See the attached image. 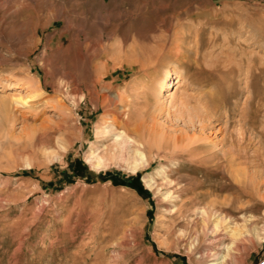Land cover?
<instances>
[{"label":"rangeland","instance_id":"374dc122","mask_svg":"<svg viewBox=\"0 0 264 264\" xmlns=\"http://www.w3.org/2000/svg\"><path fill=\"white\" fill-rule=\"evenodd\" d=\"M27 76L44 95L0 108V264H210L244 223L262 239L228 264L264 262V0H0V99L25 96ZM129 118L159 156L93 167L110 120ZM208 208L211 229L228 220L207 234Z\"/></svg>","mask_w":264,"mask_h":264},{"label":"bare ground","instance_id":"6f19581e","mask_svg":"<svg viewBox=\"0 0 264 264\" xmlns=\"http://www.w3.org/2000/svg\"><path fill=\"white\" fill-rule=\"evenodd\" d=\"M177 37V36H176ZM200 43V42H199ZM181 46V45H180ZM194 47V46H193ZM179 48V47H178ZM175 49V48H174ZM119 50V56H117V59H121V60H126V61H130L128 57H130V54L128 56V53L126 52L125 48H121L118 49ZM243 57V56H242ZM199 59V58H198ZM120 60V61H121ZM108 63V62H107ZM106 63V64H107ZM113 64V63H112ZM260 64V63H259ZM111 65V64H110ZM114 65V64H113ZM132 66V65H131ZM263 66V65H262ZM108 67V66H107ZM113 67V66H112ZM111 67V68H112ZM144 68V66H143ZM220 68V67H219ZM235 68V67H234ZM132 69V68H131ZM103 71V70H102ZM242 71V70H241ZM250 71H252L250 69ZM232 73V72H231ZM262 74V73H261ZM210 75V74H209ZM175 78H177V81L175 80ZM174 79L171 78V80L168 81V91H167V95H171V91L174 89V86L176 83L180 82L179 79V75H177ZM101 79V78H100ZM225 81V80H224ZM25 88H26V94L25 96H23L20 92H18L17 95H14L13 97H9V98H2L0 99V108L3 111H8V109H10V105L13 101L18 102L20 104H28L30 101L35 100L37 98H40L44 95L45 90L43 89V87L40 85L39 80L33 76H27L24 78L23 80ZM62 82V81H61ZM68 82V81H67ZM60 83V82H59ZM57 84V83H56ZM76 84V83H75ZM78 84V83H77ZM99 85V84H98ZM251 85V84H250ZM61 86V85H60ZM46 87V86H45ZM93 87V85H92ZM58 88V87H57ZM68 88V86H67ZM73 89V87H71ZM96 89V88H95ZM87 90V89H86ZM222 90V89H221ZM80 91V90H79ZM78 91V92H79ZM93 91V90H92ZM253 91V90H252ZM75 92V91H74ZM88 92V90H87ZM86 92V93H87ZM90 92V91H89ZM221 92V91H220ZM251 92V91H250ZM254 92V91H253ZM77 93V92H76ZM68 94V93H67ZM72 95V94H71ZM103 96V94H102ZM101 96V97H102ZM221 96V95H220ZM99 97V96H97ZM84 98V97H83ZM113 98L115 99H124V96L122 94H117L116 96H114ZM126 98V97H125ZM211 99H209V101H207V105H205V109L202 107L200 110L198 109V113L196 115V117H198L199 120H201L202 122L206 121L205 119L210 120V118H212L213 114L216 112V107L218 106L217 101H219L216 97H210ZM252 98V97H251ZM250 99V98H249ZM259 99V98H258ZM102 100V99H101ZM100 100V101H101ZM111 100V99H110ZM70 101V100H69ZM75 101V100H74ZM73 101V102H74ZM99 101V102H100ZM104 101V100H103ZM78 102V101H77ZM77 102H76V106H77ZM249 102V100H248ZM247 102V103H248ZM101 103V102H100ZM116 103V102H115ZM109 104V103H108ZM184 104V103H183ZM200 104V103H199ZM198 106V104H196ZM247 105V104H246ZM186 106V104H185ZM221 106V105H220ZM235 106V105H234ZM259 106V105H258ZM263 106V105H261ZM260 106V108H261ZM245 107V106H244ZM255 107V106H254ZM75 108V105H74ZM246 108V107H245ZM258 108V107H257ZM219 109V108H218ZM230 109V108H229ZM249 109V108H248ZM256 109V108H255ZM254 109V110H255ZM106 110V109H105ZM110 110V108H109ZM244 110V109H243ZM247 110V109H246ZM72 111V110H71ZM195 111V110H194ZM197 111V110H196ZM245 111V110H244ZM107 112V111H106ZM189 112V111H188ZM229 112V111H228ZM129 114V113H128ZM131 114V113H130ZM127 115V114H126ZM125 115V116H126ZM180 115V114H179ZM186 115V114H185ZM189 115V114H188ZM112 116V115H111ZM187 116V115H186ZM109 117V116H108ZM110 118V117H109ZM143 118V117H142ZM249 118V117H248ZM119 119V118H118ZM108 121V120H107ZM119 121V120H118ZM196 121V120H194ZM201 122V123H202ZM250 122V121H249ZM252 122V121H251ZM243 123V122H242ZM247 123V122H246ZM245 123V124H246ZM241 124V123H240ZM244 124V125H245ZM252 124V123H251ZM257 125V124H256ZM206 124H202V127H205ZM43 127V126H42ZM99 127V126H98ZM141 127V126H140ZM136 123L131 121V118H129L128 120H124L123 122H117L116 120H110L109 122V129H107V134L104 135L105 137L109 138L108 140H111V143L109 145H104L103 147V154L100 153H96L95 150H91L90 153L87 156V159L89 160V162L92 164L93 167L95 168H101V167H106L108 166V164L111 163H125L132 171H137L139 170L140 167L142 166H146V165H150L151 164V160L153 159V157L155 156H159V153H155L154 148H156V145L158 144L156 141H158L157 139H152L150 135H148V139L144 140V135H143V130L141 131L140 128ZM46 128V126H45ZM145 129V127H142ZM245 128V127H244ZM99 129V128H98ZM153 130L155 128H152ZM257 129V128H256ZM255 129V130H256ZM44 130V129H43ZM101 130V129H100ZM146 130V129H145ZM245 130V129H244ZM247 130V129H246ZM261 131V130H260ZM36 132V131H35ZM106 132V131H104ZM155 132V131H154ZM258 132V131H257ZM42 133V132H41ZM151 133V132H150ZM162 134H166V133H162ZM74 135V134H73ZM143 135V136H142ZM146 135V137H147ZM156 135V132H155ZM159 136H161L158 133ZM157 135V136H158ZM168 135V134H167ZM191 135V134H190ZM150 136V137H149ZM158 136V138H159ZM166 136V135H165ZM171 137V136H170ZM173 137V136H172ZM179 137V136H178ZM176 136V138H178ZM42 138V136H41ZM47 138V137H46ZM167 139V137H166ZM46 140V139H45ZM168 140V139H167ZM252 140V139H251ZM170 141V139L168 140ZM264 141V140H263ZM42 142V141H41ZM49 142V141H46ZM159 142V141H158ZM167 142V141H166ZM38 143V142H37ZM69 143V141H68ZM73 143V142H72ZM157 143V144H156ZM167 144V143H166ZM171 144V143H170ZM37 145V144H36ZM39 145V144H38ZM71 147V146H70ZM41 148V147H40ZM39 148V150H40ZM99 148V147H98ZM97 148V150H99ZM249 148V147H248ZM263 148V147H261ZM93 149V148H92ZM96 149V148H95ZM102 150V149H101ZM235 150V149H234ZM229 151V150H228ZM227 151V152H228ZM231 151V150H230ZM247 151V150H246ZM260 151V150H258ZM263 151V150H262ZM98 152V151H97ZM230 153V152H229ZM235 153V152H233ZM246 153V154H245ZM244 155L243 152L241 150H239L237 153H235L236 155L232 154L230 155V168L231 170L233 169L236 172H241L243 170V168L241 167L242 165L247 166L248 163H250L249 161H251V155L249 154V152H245ZM254 160H259L258 156L256 154V152H254ZM258 153V152H257ZM253 156V155H252ZM161 157H165V155H162ZM160 157V159H161ZM219 158V157H218ZM252 160V161H254ZM256 163V162H255ZM112 164V165H113ZM117 165V164H116ZM124 165V164H123ZM229 165V164H228ZM122 166V164H121ZM153 166V165H152ZM244 166V167H245ZM144 168V167H143ZM228 168V167H227ZM159 170V169H158ZM232 170V171H233ZM230 171V170H229ZM162 173H167L165 170L161 171ZM234 172V173H236ZM243 172V171H242ZM161 173V174H162ZM237 174V173H236ZM165 175V174H164ZM152 176V174H151ZM159 176V175H158ZM157 177V175L155 176ZM166 177V176H165ZM166 179V178H164ZM169 179V178H168ZM174 180V179H173ZM176 180V179H175ZM174 180V181H175ZM148 182V184L150 186H152V182L154 181V178L151 177L148 180H146ZM161 182V181H160ZM169 182V181H168ZM155 183V182H154ZM157 183V182H156ZM169 184V183H168ZM185 186V185H184ZM153 187V186H152ZM151 187V188H152ZM155 187V186H154ZM160 188V187H158ZM195 188V187H194ZM156 189V188H155ZM159 190V189H158ZM186 190V188L184 189ZM164 191V190H163ZM167 192V191H165ZM165 192L163 194V196L165 195ZM161 193V192H160ZM185 193V192H184ZM167 194V193H166ZM170 194V193H169ZM160 196V195H159ZM198 196V195H197ZM166 197V196H165ZM164 197V198H165ZM198 198V197H197ZM169 199V197H168ZM172 199V198H171ZM162 200V199H161ZM165 200V199H164ZM160 201V200H159ZM214 202V201H213ZM216 203H214L213 205H215ZM206 205V204H205ZM214 207V206H213ZM202 210V209H201ZM218 210H214L211 208L205 209L201 212V229L205 232V233H209L212 232L214 230H216V228L219 226V224L221 222H225L228 219L227 215H223L220 217V221H218L213 228L211 229L210 226H208V220L210 218V216L212 214L217 213ZM199 214V212H197ZM200 217V216H199ZM216 218V217H215ZM197 222V221H195ZM194 223V222H193ZM192 223V224H193ZM199 223V221H198ZM195 224V223H194ZM230 227L231 230V235H233L234 237V242L231 245H220L219 249L225 248L227 249V253L215 250V249H210V252H207L205 250L204 254H201L200 257H207L209 256L211 260L210 264H228L229 262L233 263L232 258L230 257L233 250H237L239 249V243L238 241L243 240L245 238H250L253 235L256 236L258 239H262L261 236V232L260 230L253 226L250 227L248 226V224L244 223L243 226H237V227ZM198 228V226H197ZM262 228V227H261ZM200 229V228H199ZM196 230V229H195ZM264 230V229H263ZM198 231V230H197ZM200 231V230H199ZM262 231V230H261ZM202 233V232H201ZM199 232V234H201ZM196 234V233H195ZM204 234V233H203ZM263 234V233H262ZM194 235V234H193ZM200 236V235H199ZM196 237V236H195ZM191 239V236L190 238ZM198 239V236L195 238ZM194 240V239H193ZM211 241V240H209ZM218 241V240H217ZM259 241V240H258ZM194 242V241H193ZM196 242V241H195ZM194 242V243H195ZM193 243V244H194ZM214 243V242H213ZM191 245V244H190ZM189 246V245H188ZM212 248V247H211ZM218 249V248H217ZM195 251V250H194ZM198 253V252H197ZM236 255V254H235ZM198 256V255H197ZM204 259V258H203ZM235 261V260H234ZM204 263V262H203ZM235 264H239L238 262H236Z\"/></svg>","mask_w":264,"mask_h":264},{"label":"built area","instance_id":"2783aa9c","mask_svg":"<svg viewBox=\"0 0 264 264\" xmlns=\"http://www.w3.org/2000/svg\"><path fill=\"white\" fill-rule=\"evenodd\" d=\"M261 264H264V262H262Z\"/></svg>","mask_w":264,"mask_h":264}]
</instances>
